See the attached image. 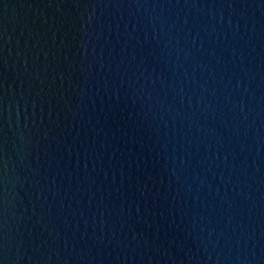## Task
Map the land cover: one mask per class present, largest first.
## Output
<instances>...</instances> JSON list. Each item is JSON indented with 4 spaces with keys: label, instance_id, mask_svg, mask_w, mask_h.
I'll list each match as a JSON object with an SVG mask.
<instances>
[{
    "label": "water",
    "instance_id": "obj_1",
    "mask_svg": "<svg viewBox=\"0 0 264 264\" xmlns=\"http://www.w3.org/2000/svg\"><path fill=\"white\" fill-rule=\"evenodd\" d=\"M0 264H264V0H0Z\"/></svg>",
    "mask_w": 264,
    "mask_h": 264
}]
</instances>
